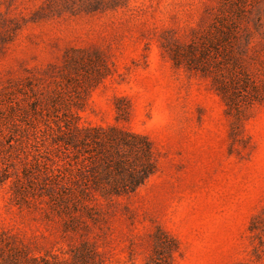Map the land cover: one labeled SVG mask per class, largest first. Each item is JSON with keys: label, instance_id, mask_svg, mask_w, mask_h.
I'll return each mask as SVG.
<instances>
[{"label": "rangeland", "instance_id": "374dc122", "mask_svg": "<svg viewBox=\"0 0 264 264\" xmlns=\"http://www.w3.org/2000/svg\"><path fill=\"white\" fill-rule=\"evenodd\" d=\"M223 17L264 94V0H0V125L13 106L18 136L26 114L52 128L31 122L28 143L0 146V251L39 264L84 246L81 264H264V100L241 90L231 109L186 54ZM99 55L110 75L90 89ZM71 110L80 127L148 138L157 173L110 204L92 192L91 212L71 208L81 150L51 137Z\"/></svg>", "mask_w": 264, "mask_h": 264}, {"label": "trees", "instance_id": "16d2710c", "mask_svg": "<svg viewBox=\"0 0 264 264\" xmlns=\"http://www.w3.org/2000/svg\"><path fill=\"white\" fill-rule=\"evenodd\" d=\"M240 35V30L236 28L235 24L228 22V19L223 17L213 26L211 32L213 39H205V42L198 41L191 44L186 53L188 60L196 69L206 75H213V83L217 92L231 109L236 110L242 107L241 90L252 95L254 101L261 103L264 100L261 87L244 71L241 56L236 51L235 47L239 48ZM97 58L99 62L103 61L100 55ZM103 63L105 68L103 72H97L96 75L90 74L91 76L86 78L85 83L90 89L97 87L110 75L108 65L104 61ZM71 65H73L72 71L78 72L81 67L79 57L73 58ZM78 105V109H82L81 104ZM41 110L44 111L45 108H41ZM41 110L36 108L35 114H40ZM69 113L70 118L66 117L63 121L64 127L68 131L62 130V126L60 127L58 124V134H51L53 135L51 137L57 145L64 144L81 150L79 152L81 160L80 163L78 162L81 164V196L73 195V199H70L73 203L71 208L79 209L82 206L86 212H91L93 208L87 203L92 198L90 197L92 192L98 193L110 204L117 198L135 194L157 173L156 151L148 138L117 127H80L77 123V116L73 117L74 112L71 110ZM16 116L15 108L10 106V113L5 118V123L9 128L4 124L0 125V146L6 141L10 150L31 140L33 132L30 131V128L34 126V121L45 123L42 115L39 120L36 116L32 119L26 114L30 128L25 130L23 135L18 136L16 132L12 131L18 127ZM31 122L34 123L31 124ZM45 126L51 128L48 122L45 123ZM52 132L54 133V130ZM68 199L64 204L67 208L70 207ZM83 248L85 250L83 255L80 249L79 253L71 260L62 261L61 264H81L83 256L87 260L93 259V257H89L88 248L86 246ZM22 252H18L16 248L12 249L8 255L4 251H0V264H39L38 259L30 256L28 250ZM48 263L45 261V264Z\"/></svg>", "mask_w": 264, "mask_h": 264}]
</instances>
